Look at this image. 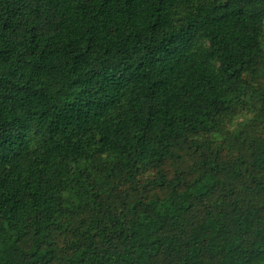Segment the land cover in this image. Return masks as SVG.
Listing matches in <instances>:
<instances>
[{"label": "trees", "instance_id": "1", "mask_svg": "<svg viewBox=\"0 0 264 264\" xmlns=\"http://www.w3.org/2000/svg\"><path fill=\"white\" fill-rule=\"evenodd\" d=\"M0 264H264V0H0Z\"/></svg>", "mask_w": 264, "mask_h": 264}]
</instances>
